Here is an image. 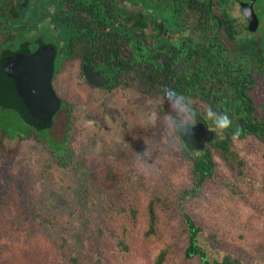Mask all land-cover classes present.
I'll use <instances>...</instances> for the list:
<instances>
[{"label": "rangeland", "instance_id": "rangeland-1", "mask_svg": "<svg viewBox=\"0 0 264 264\" xmlns=\"http://www.w3.org/2000/svg\"><path fill=\"white\" fill-rule=\"evenodd\" d=\"M56 84L71 108L65 153L0 131V264H198L185 257L178 221L159 204L149 225L155 195L173 199L191 184L167 126L176 117L172 103L160 114L156 99L137 89H91L76 62L64 65ZM255 87L262 112L264 83ZM231 146L242 174L211 149L216 183L187 210L207 239L216 234L211 256L264 264V141L246 135Z\"/></svg>", "mask_w": 264, "mask_h": 264}, {"label": "trees", "instance_id": "trees-1", "mask_svg": "<svg viewBox=\"0 0 264 264\" xmlns=\"http://www.w3.org/2000/svg\"><path fill=\"white\" fill-rule=\"evenodd\" d=\"M105 1L107 0H97V11L90 15L75 17V19L67 16L66 25H62L58 34L63 41L66 39L64 41V46L68 48L66 52L69 49L75 50L72 43L78 40L81 33L79 21H82L84 25L87 22L84 35L96 38L92 45L86 48L96 51L98 61L92 65L110 78L108 87H114L116 84L121 87H131L130 83L136 80L135 89L141 90L144 97L156 99L160 114L166 110L167 103L177 96H183L190 101L196 113L195 123L191 125V134L185 137L176 133L182 157L189 163L190 187L176 194L173 199L162 195H155L151 199L148 206L150 228L152 229L156 218L154 206L159 204L173 219L178 221L180 231L187 242L186 258H196L198 264H246L240 258L228 254L217 258L208 253V246L212 242H218L216 234H211V238L207 239L205 227L190 215L187 203L192 198L198 197L204 186L216 183V163L211 149L220 154L230 169L238 170L239 174H242L240 166L243 163L236 160L231 146L232 139L251 135L264 141V109L262 112L257 111L252 102L250 88L247 87L251 81H246V79L237 81L234 77L223 78L219 77L218 72H213L211 67L215 62L205 56L201 37L195 39L192 36L186 38L183 36L180 39L183 47L187 44L190 47L192 44L190 49L187 47L188 53L182 54L179 48L176 51L174 49L175 52H173V0H145L146 7L157 11L160 14L158 17L162 20L161 27L153 28L150 34L143 33L144 29L152 26L145 6V9L132 12L128 16L124 15L126 5L122 0H114L112 8H109ZM141 1L130 0L135 6ZM191 3L190 0H177L176 7L181 10L182 7L192 5ZM176 19V23L181 27L188 24V16L183 11H178ZM77 22L78 26H76ZM93 23L97 26L96 29ZM201 23L202 19H199L197 24ZM195 33L201 36L202 29H196ZM15 40L12 37L6 42L13 43ZM143 40L145 54L142 61L139 43ZM76 44L79 48L80 43ZM26 46L22 47V53H26L29 49ZM6 55L9 57L12 54L8 52L4 54ZM13 55L8 58L9 61ZM160 60H162L161 63ZM14 73L5 67L0 69V131L9 138L33 137L38 142L44 143L55 155L65 153L71 123L69 106L64 103L61 109H58L49 129L35 128L13 102L15 94L11 92L13 88L10 85L15 76ZM206 107H210L218 114L228 115L232 121L231 127L222 135L212 130L214 124L206 117ZM59 114L62 117L57 119ZM202 122L207 123L213 131V139L208 143L201 142L199 139L198 127Z\"/></svg>", "mask_w": 264, "mask_h": 264}, {"label": "flooded vegetation", "instance_id": "flooded-vegetation-1", "mask_svg": "<svg viewBox=\"0 0 264 264\" xmlns=\"http://www.w3.org/2000/svg\"><path fill=\"white\" fill-rule=\"evenodd\" d=\"M191 1L193 6L187 5L178 10V7H176L177 0H173V52L179 48L182 54L188 53L187 47L189 45L183 47L182 40H180L183 36L185 38L192 36L195 39L201 37L205 56L215 62L211 70L218 72L219 77H234L237 78V81L250 80L251 82L247 87L250 88L249 93L253 97L254 93L257 94V91H254L257 80L259 79L264 83V0ZM122 2L126 5V14L124 15L128 16L132 12L135 13L145 9L144 6L146 7L147 4L145 0H142L136 6L130 0H122ZM105 4L112 8L114 0H107ZM146 10L152 26L146 28L147 31L144 29L143 33L150 34L153 32V28L161 27L162 20L158 17L160 14L157 11L148 7H146ZM96 11L97 0H0V69H4V67L10 69L15 72L14 75L16 76L23 67L30 66L32 62L40 63L39 61L45 57L43 56L44 51L49 55L52 52L51 48H53L55 56L53 58L51 82L52 88L59 98V109L66 101L60 96L61 92L59 85L56 84V76L63 70L66 63H77L80 78L91 89H105L112 92L114 89L121 87L118 84L114 87H108L110 78L93 67L92 63L98 61V55L95 50L86 47L92 45L96 37L90 38L84 35V27L87 22L84 25L82 21H79L81 33L74 44L71 42L72 47L75 48L74 51L69 49L66 52V49H68L64 46L66 39L63 41L58 35L62 25H66L67 16H70L71 19L81 18ZM178 11H183L188 16V24L184 27L176 23ZM250 11L257 19L256 23H254L251 15H247ZM199 19H202L201 24H197ZM87 21H91V19H87ZM164 23L166 24V22ZM82 25L84 26L82 27ZM76 26H78V22ZM93 26L95 29L97 28L94 23ZM196 29H202L201 36L199 33H195ZM12 37L16 40L13 43H7V39ZM77 42L80 43L79 48L77 44L75 45ZM24 45H27L26 48L29 49L22 56V61H17L14 56L9 61L8 58L19 53ZM139 45L141 46V59L143 61L145 54L144 40ZM8 52L12 55L9 57L8 55H6L7 57L4 56ZM41 52L43 53L41 54ZM2 62L4 63L3 67ZM161 62L162 60H160ZM85 69L91 70L93 73H99L105 82L104 86L96 87L89 84L86 81ZM135 81L133 80L130 83L131 87L124 86V88L136 90ZM13 91L14 89L11 90V92ZM137 91L141 93V90L138 89ZM252 102L254 104V101ZM66 104L71 110L70 105ZM263 105H261V108ZM208 129L212 131L209 126Z\"/></svg>", "mask_w": 264, "mask_h": 264}, {"label": "water", "instance_id": "water-1", "mask_svg": "<svg viewBox=\"0 0 264 264\" xmlns=\"http://www.w3.org/2000/svg\"><path fill=\"white\" fill-rule=\"evenodd\" d=\"M247 15H251L254 23L257 19L252 11ZM43 49H45L43 47ZM48 55L44 51V59L40 63L32 62L30 66H25L14 76L11 81L15 94L14 103L17 108L25 115L28 122L35 128L40 130L49 129L53 124V117L59 109V98L52 88L53 74V58L55 56L54 49ZM43 51V50H42ZM43 52H41L42 54ZM25 52L14 54L17 61H22ZM48 57V58H47ZM86 81L96 87L104 86L105 82L99 73H93L91 70L85 69ZM199 133L201 142H210L213 139V132L208 129L205 122L199 124Z\"/></svg>", "mask_w": 264, "mask_h": 264}, {"label": "clouds", "instance_id": "clouds-1", "mask_svg": "<svg viewBox=\"0 0 264 264\" xmlns=\"http://www.w3.org/2000/svg\"><path fill=\"white\" fill-rule=\"evenodd\" d=\"M172 106L176 112V117L167 122L168 128L172 133H179L185 137L191 134V125L195 123L196 113L191 107V102L183 96H177L172 101ZM207 119L213 121V131L217 134H223L231 127L232 121L226 114H218L210 107L205 108Z\"/></svg>", "mask_w": 264, "mask_h": 264}]
</instances>
